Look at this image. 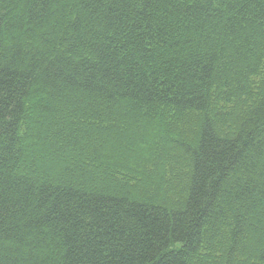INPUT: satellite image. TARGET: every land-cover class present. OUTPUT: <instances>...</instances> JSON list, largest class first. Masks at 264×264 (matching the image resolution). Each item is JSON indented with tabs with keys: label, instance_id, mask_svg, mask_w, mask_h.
I'll use <instances>...</instances> for the list:
<instances>
[{
	"label": "trees",
	"instance_id": "trees-1",
	"mask_svg": "<svg viewBox=\"0 0 264 264\" xmlns=\"http://www.w3.org/2000/svg\"><path fill=\"white\" fill-rule=\"evenodd\" d=\"M0 264H264V0H0Z\"/></svg>",
	"mask_w": 264,
	"mask_h": 264
}]
</instances>
